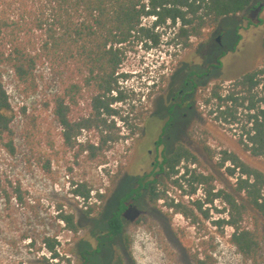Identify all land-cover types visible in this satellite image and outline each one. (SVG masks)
<instances>
[{
    "label": "rangeland",
    "instance_id": "374dc122",
    "mask_svg": "<svg viewBox=\"0 0 264 264\" xmlns=\"http://www.w3.org/2000/svg\"><path fill=\"white\" fill-rule=\"evenodd\" d=\"M152 21V17H145L142 24L148 26ZM168 25L167 21L154 29L156 45L142 40L127 47L118 70L123 75L120 85L125 99L112 106L123 114L130 112L131 126L121 127L119 134L126 138L111 144L98 159H89L85 152L78 151V145L63 144L51 104L63 85L59 74L51 72L46 63L39 64L36 89L26 91L9 67L2 68L15 149L9 154L0 141V185L12 196L14 187H18L22 200L11 197L6 201L0 192V264H43L42 257L50 264H195L192 256L202 257L204 252L212 256L214 264H250L229 242L232 228L212 223L226 216V211L219 212L226 207L219 199L203 205V210L208 207L207 218L194 210L198 223L167 206L172 199L173 203L192 208L193 201L204 198L199 188L194 194L185 193L186 184L184 192L169 183L166 197L155 205L141 198H128L122 235L111 240L106 237L105 222L118 201L177 142L199 160V164H188L189 167L215 177V189L234 182L226 171L228 163L217 167L220 150L234 152L251 162L237 142L240 124L237 127L216 120V113L209 112L215 108V100L205 103L204 99L215 83L225 86L261 63L264 0H253L244 12L221 18L203 38L192 37L189 47L169 43L174 29ZM177 26L176 23L175 30ZM149 82H153L152 86H147ZM180 89L189 94L188 103L168 112L172 97ZM89 97L90 92H83L72 108V118L89 114ZM115 122L116 127L122 125L116 118ZM86 139L96 142L97 131H81L77 142ZM183 165L180 164V173ZM75 182L91 189V199L85 202L74 196ZM96 193L103 197L97 198ZM90 206L92 210L87 215L85 211ZM61 211L73 215L76 233L67 230L58 218ZM252 222L246 215L241 225L251 227ZM262 232L259 264H264V229ZM45 237L59 241L56 250L69 262L49 258L42 244ZM98 239L100 252L89 256L88 251L97 247ZM201 239L207 242L201 243ZM82 253L88 255L87 262Z\"/></svg>",
    "mask_w": 264,
    "mask_h": 264
},
{
    "label": "trees",
    "instance_id": "16d2710c",
    "mask_svg": "<svg viewBox=\"0 0 264 264\" xmlns=\"http://www.w3.org/2000/svg\"><path fill=\"white\" fill-rule=\"evenodd\" d=\"M253 0H0V141L4 149L14 153L11 117L8 112L10 103L2 83V68L11 69L16 80L26 91L36 89V69L46 63L51 72L59 74L63 80L61 91L51 99L52 113L61 128L63 144L68 147L78 145L79 152H85L89 159L103 157V152L120 138V128L131 126L128 111L121 113L112 106L122 102L118 72L124 61L127 47L142 40L158 43L154 29L168 21L174 32L169 38L172 45L190 46L192 37L201 39L207 30L215 28L219 20L247 10ZM154 16L150 25L142 24L143 17ZM178 24L175 30V24ZM197 84L194 83L193 86ZM90 92L91 111L86 116L71 117L72 108L78 104L83 92ZM215 100L216 120L240 124L238 143L247 153L251 162L243 160L234 152L219 151L217 167L225 163L229 176L234 182L226 188L215 189V177L202 173L195 166L197 156L183 143L177 142L161 159L155 161L151 170L136 179L132 187L116 204L107 225V239L122 235L123 214L129 204L128 198H141L148 205H155L166 197L169 183L183 190L186 184L188 195L199 188L203 199L192 202V208L181 203L167 206L181 213L193 223H198L194 210L207 218L208 207L219 199L225 204V217L212 220L218 226L232 228L229 242L250 264H259V251L264 229V36L262 39V60L253 69L232 79L223 86L220 82L210 87L205 103ZM175 104V105H174ZM169 106L171 112L176 106ZM115 118L122 124L116 127ZM83 130H96L97 141L86 139L77 142ZM158 143L160 141H157ZM207 150V147H204ZM209 154L210 151H208ZM99 162L102 159L98 160ZM180 164L183 165L180 173ZM184 182V183H183ZM11 184V183H10ZM72 193L87 202L91 199L90 188L85 183H73ZM4 200L11 197L21 202L19 188L9 195L0 185ZM97 198L103 195L96 193ZM92 210L90 206L85 213ZM253 220L251 227L242 226L245 216ZM58 218L67 230L76 233L77 225L70 213H58ZM100 239V238H99ZM88 251L89 256L100 252L101 244ZM201 243L207 240L201 239ZM43 247L49 252L50 259L65 258L56 250L60 243L54 237H45ZM88 255L82 253L87 262ZM43 264L48 263L42 257ZM195 264H214L212 256L204 252L202 257L193 255ZM119 260V259H118ZM117 260V262H119ZM84 264V263H82Z\"/></svg>",
    "mask_w": 264,
    "mask_h": 264
},
{
    "label": "flooded vegetation",
    "instance_id": "af4514ba",
    "mask_svg": "<svg viewBox=\"0 0 264 264\" xmlns=\"http://www.w3.org/2000/svg\"><path fill=\"white\" fill-rule=\"evenodd\" d=\"M219 38V37H218ZM197 84V82H196ZM193 86V84H192ZM187 95H189L187 92L186 93H183V90L180 89L179 92H177L174 97H172V100H171V103L173 102H176L178 106H181V105H185L186 103H188L187 99ZM190 104V103H189ZM176 105V106H177ZM170 106V105H169ZM169 106H168V112L169 111ZM167 111V110H166ZM183 115H185V113H183ZM153 164V163H152ZM130 205V204H129Z\"/></svg>",
    "mask_w": 264,
    "mask_h": 264
},
{
    "label": "built area",
    "instance_id": "2783aa9c",
    "mask_svg": "<svg viewBox=\"0 0 264 264\" xmlns=\"http://www.w3.org/2000/svg\"><path fill=\"white\" fill-rule=\"evenodd\" d=\"M150 17H152L153 18V20L155 19V17L154 16H150ZM143 18H145V17H143ZM143 20V19H142ZM151 79H153V78H151ZM152 84H153V82H149V83H147V86H152Z\"/></svg>",
    "mask_w": 264,
    "mask_h": 264
},
{
    "label": "water",
    "instance_id": "95a60500",
    "mask_svg": "<svg viewBox=\"0 0 264 264\" xmlns=\"http://www.w3.org/2000/svg\"><path fill=\"white\" fill-rule=\"evenodd\" d=\"M216 41L219 42V38L218 37L216 38Z\"/></svg>",
    "mask_w": 264,
    "mask_h": 264
}]
</instances>
